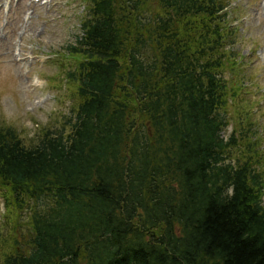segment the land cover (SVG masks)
<instances>
[{
  "label": "trees",
  "instance_id": "1",
  "mask_svg": "<svg viewBox=\"0 0 264 264\" xmlns=\"http://www.w3.org/2000/svg\"><path fill=\"white\" fill-rule=\"evenodd\" d=\"M85 2L70 112L31 145L0 125V264H264L231 0Z\"/></svg>",
  "mask_w": 264,
  "mask_h": 264
},
{
  "label": "rangeland",
  "instance_id": "2",
  "mask_svg": "<svg viewBox=\"0 0 264 264\" xmlns=\"http://www.w3.org/2000/svg\"><path fill=\"white\" fill-rule=\"evenodd\" d=\"M229 10L237 38L231 50L241 64V84L252 91L247 111L264 151V0H231ZM85 14V0H0V125L16 130L28 145L60 126L73 107L67 48L82 34ZM2 198L0 237L6 240L13 225L4 217ZM27 232L25 225L18 229L20 242Z\"/></svg>",
  "mask_w": 264,
  "mask_h": 264
}]
</instances>
